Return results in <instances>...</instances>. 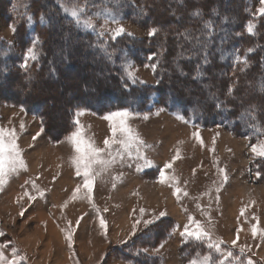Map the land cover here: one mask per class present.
Returning <instances> with one entry per match:
<instances>
[{
	"label": "rangeland",
	"instance_id": "obj_1",
	"mask_svg": "<svg viewBox=\"0 0 264 264\" xmlns=\"http://www.w3.org/2000/svg\"><path fill=\"white\" fill-rule=\"evenodd\" d=\"M255 1L253 14L257 16L261 0ZM109 12L100 8L85 19L90 18L99 33L123 27L139 39H150L149 30L121 14L116 15L117 24ZM0 21V34L13 41L11 25L2 17ZM72 60L79 68L84 66L81 58ZM78 66L68 65L59 73L89 77L94 67L91 61L87 68L78 70ZM132 71L148 84L156 81L148 66L134 65ZM91 81L93 78H87L86 88L93 91ZM99 84L103 87L107 82L100 80ZM50 87L45 90L47 102H41L46 106L50 131L36 113L9 102L0 106V128L15 130V143L24 161V167L17 165L15 171L6 164L0 183V264H134L119 251L120 245L132 241L134 249H153L163 243L158 254H150L156 257L155 264H189L190 259L203 261L216 252L208 248L207 239L193 243L192 238L182 235L185 226L192 230L196 223L209 233L213 243L222 241L221 249H231L245 264L249 260L264 264V174L258 165L262 157L251 151L264 135L250 141L223 124L202 126L161 108L147 113L130 111L126 122L136 140L129 156L122 143L104 144L110 137L124 139L119 132L113 137V121L105 118L111 112L102 115L80 110L76 114L79 127L85 139L105 149L101 158L120 153L106 169L93 165L94 186L88 192L82 187V173L76 174L70 132H61L67 124L68 100L79 96V90L62 78L55 89ZM17 90L20 88L14 86L3 92ZM193 93L191 98L197 99L199 92ZM81 98L90 99L87 89L83 88ZM102 101L103 97H98L97 103ZM169 163L171 168H166ZM78 186L81 191L76 193ZM101 217L106 222L103 229ZM146 220L154 223L146 226ZM134 225L136 234L131 235ZM196 245L201 246L202 255L196 252ZM216 253L217 259H226Z\"/></svg>",
	"mask_w": 264,
	"mask_h": 264
},
{
	"label": "trees",
	"instance_id": "obj_2",
	"mask_svg": "<svg viewBox=\"0 0 264 264\" xmlns=\"http://www.w3.org/2000/svg\"><path fill=\"white\" fill-rule=\"evenodd\" d=\"M211 1L90 0L84 18L106 5L110 12L124 15L147 30L159 29L157 35L150 36L148 40L133 34L132 37L125 34L109 39L107 34L99 35L92 29L78 27L65 18L60 7L62 0H0V17L8 25L16 26L13 41L0 34V80L11 78L9 88H20V91L12 93L0 91V106L8 102L22 106L36 113L45 130L50 131L44 113L46 106L41 102L45 103L49 98L45 90L52 89L51 85L55 89L62 78L71 81L81 95L68 100L69 106L65 109L67 124L61 130L64 134L73 131L76 114L80 110L104 115L121 109L147 113L161 108L202 126L223 124L233 133L247 136L250 141L259 139L264 135V113L260 110L264 103V92L260 91L264 80V16L253 14L255 0ZM63 2L72 6V0ZM191 3L192 9L189 8ZM141 8L144 14H140ZM194 11H199L200 15L194 16ZM41 14L45 15L47 25L40 23ZM29 16L33 18L31 25L28 24ZM206 23L210 27L206 28ZM249 24L253 25L254 34L248 33ZM28 34L39 36L43 41L41 50L44 54L39 64L32 62L30 73L20 67ZM101 44L107 46L108 52L114 53L112 59L99 46ZM248 49L254 51L248 52ZM237 55L249 62V67L243 72L240 71L242 63L236 61ZM62 56L66 59L62 60ZM205 56L207 63H204ZM73 57L74 61L80 58L85 61L81 68H87L88 61L93 63L91 75H88L91 80L93 78V91L86 88L87 75H60L61 68L78 66L77 62L73 63ZM157 61L155 70L150 67L155 83L148 84L139 78L142 83L133 84L129 80L127 88L122 87V69L126 63L147 67ZM198 66L203 75L196 79ZM50 67L56 69L53 76L49 75ZM81 68L77 67L78 70ZM29 74L32 77L30 82L27 79ZM100 80L107 84L101 87ZM233 80L237 81L236 89L232 96H228L226 93ZM83 88L87 89L89 100L81 98ZM195 91L199 92L197 99L191 98ZM98 97H103L102 103H97ZM174 97L176 102H173ZM219 101H224L226 110L214 107ZM250 104L257 108L255 123L258 132H253L250 124L241 119ZM258 165L263 175L264 158ZM196 247L198 255H202L203 250L199 251L201 246ZM140 249L143 248H133V241L119 246L126 260L134 264H155L153 255H137ZM211 256L217 259L216 252Z\"/></svg>",
	"mask_w": 264,
	"mask_h": 264
},
{
	"label": "snow or ice",
	"instance_id": "obj_3",
	"mask_svg": "<svg viewBox=\"0 0 264 264\" xmlns=\"http://www.w3.org/2000/svg\"><path fill=\"white\" fill-rule=\"evenodd\" d=\"M61 11L65 14V18L70 19L72 23H74L78 27H84L89 28L95 31V27L92 23V20L90 18L85 19L86 16V10L90 7V0H72V6L69 7L67 3H64L63 0L60 4ZM13 10H15V6H13ZM259 14L261 16H264V0H261V7L258 9ZM101 12H109L106 5H103L101 8ZM101 13H97L99 15ZM140 14H144V9H140ZM109 15L111 16V19L113 22L119 24V20L117 19L116 14H113L109 12ZM194 16H199V11L193 12ZM32 17H28V24L31 25L32 23ZM39 20L41 24L47 25V19L45 15L41 14L39 16ZM105 20H108V16H105ZM12 31L15 34L16 32V26L13 24L11 25ZM206 28L210 27V24L206 23ZM247 31L250 34L253 33V25L249 24L247 26ZM159 32V29L157 28H151L149 30V36H155ZM105 32L101 31L99 35H104ZM127 35L129 37H132L131 33H125V29L123 27H117L114 30H111L107 33L109 39H116L117 37H120L122 35ZM43 45V41L39 38V36H33L31 34H28L26 37V45H25V51L22 56V63L20 64V67L26 72L30 73L32 62H36L39 64L40 57L43 56V52L41 50ZM106 53L109 59H112V56L114 53L107 51L106 45H99ZM248 52L254 51V49H248ZM63 53V49H61V54ZM53 55L55 56V50H53ZM66 59V57L62 56V60ZM149 59H152L149 57ZM236 61L238 63H242V67L240 68V71L243 72L249 67V62L246 58H241L238 55L236 56ZM207 56L204 57V63H207ZM159 61L157 63H153L150 65H147L148 67H151L153 70H155L158 66ZM133 64L131 62L126 63L123 66V73L124 75L121 77V79L124 80V84L122 87L127 88L128 81L130 80L133 84L135 83H142L139 81V78L135 75V72L132 71ZM56 69L54 67H50L49 69V75L53 76L55 75ZM183 74V73H181ZM203 75V72L201 68L198 66L196 69V79H199ZM11 78H7L4 80H0V91H4L7 87H9V81ZM27 79L29 82L32 80L31 75L29 74ZM160 81L157 80V84H159ZM237 81L233 80L232 84L229 86L227 90V95L232 96L233 91L236 89ZM260 91L264 92V80L261 81V87ZM173 102H176V98H173ZM157 103H160L159 100H157ZM214 107L226 110L227 106L224 104V101H219ZM260 110L262 113H264V103L261 104ZM256 111L257 108L255 105L250 104L248 108L245 109V111L241 115V119L246 120L248 124H250L253 132H258L259 129L256 127ZM130 115V111L127 109H122L118 111L111 112L106 119L113 121L112 125V133L113 137H115L116 133L119 132L123 135L124 139L121 141H116L112 137L106 139L104 141V144L106 147H110L113 143H122L124 145V149L128 151V155L131 156L130 149L134 146V142L136 140V137L133 134V130L128 126L127 124V118ZM53 119H55V113L52 114ZM183 118V117H181ZM75 125H77L75 131H71L69 134V140L73 143L76 156L73 158V162L76 166V174L79 176L83 175L84 182L82 187L84 189H87L88 192H92L93 186H94V175H93V165H100L103 169H106L109 165L115 163L117 158H120V153H108L109 159H102L101 154L104 153V148H97L95 147L90 140H87L83 136L82 129L79 127V121L76 120ZM23 127V125H21ZM6 137H8V141L6 143ZM15 130H9L6 131L3 128H0V183H3L5 178V165H9L13 171L16 170L17 165L19 167H24V161L21 159V153L18 151L17 144L15 143ZM142 143V141H141ZM251 151L256 154L258 157L264 158V140H260L259 143L251 146ZM136 158H140L139 150L137 149ZM121 161L124 162L121 158ZM171 163L167 164L166 168H171ZM165 179L164 174L161 173V182ZM81 191V187H77L75 189L76 193H79ZM180 189L177 188V192L179 193ZM186 195V193H185ZM75 196H73V199ZM23 215V213H21ZM161 215H165L164 213H161ZM191 219V218H190ZM139 221H137V224ZM154 223L152 220H146L144 221V224L150 225ZM106 226L105 220L101 217L100 218V227L103 229ZM255 228H253V233L255 234ZM136 234V226H133V231L131 235ZM183 236H187L189 238H192L193 243H198L201 241H204L207 239L208 241V248L214 249L216 252L220 253L222 257H225L226 259H214L212 256L207 255L204 257L203 261H199L198 259H190L189 264H228L229 261H235L236 264H245V261L239 258L238 254H234L231 249H221L220 244L223 243L222 241L213 243L211 241V238L209 236V233L203 229V227L196 223V227L192 230L189 229L188 226H185L184 232L182 233ZM67 239L69 241L72 240V236L68 235ZM233 244L236 243V241L232 242ZM164 247V244L161 243L158 247L153 249L143 248L140 249L136 254L137 255H149L152 253H159L160 249ZM244 249H240V253H243ZM0 260H3V255L0 254ZM247 264H252V262L249 260L247 261Z\"/></svg>",
	"mask_w": 264,
	"mask_h": 264
}]
</instances>
